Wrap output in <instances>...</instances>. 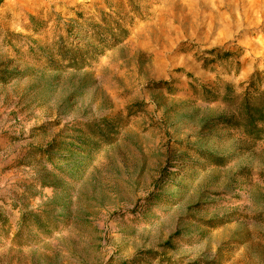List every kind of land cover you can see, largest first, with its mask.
Instances as JSON below:
<instances>
[{"label":"rangeland","instance_id":"rangeland-1","mask_svg":"<svg viewBox=\"0 0 264 264\" xmlns=\"http://www.w3.org/2000/svg\"><path fill=\"white\" fill-rule=\"evenodd\" d=\"M253 1L2 0L0 264H264V139L199 97L264 80Z\"/></svg>","mask_w":264,"mask_h":264},{"label":"trees","instance_id":"trees-1","mask_svg":"<svg viewBox=\"0 0 264 264\" xmlns=\"http://www.w3.org/2000/svg\"><path fill=\"white\" fill-rule=\"evenodd\" d=\"M2 0H0V3ZM62 50L61 52H63ZM69 56L62 59L69 58L68 66L70 68H81L82 62L77 60V52L73 48L65 50ZM264 80H261L259 73H254L248 82V86L241 95H236L234 88L231 85L225 84L222 88L223 91L212 90L203 87L199 97L201 101L207 103L222 102L231 109V114L227 117H218L215 121L222 125L223 128H235L240 131L246 139L252 141H259L264 139ZM195 94L198 91L194 85H190ZM103 125L108 128L109 135L114 134V129L110 128L106 121H102ZM98 131L101 132L102 128L98 127ZM106 138V133L103 134ZM199 154L206 160L214 165L225 166V160L218 156H214L207 151H199ZM23 216H26L23 213ZM35 219L38 217H34ZM6 220L0 215V228L5 226ZM39 224V221H36ZM170 246L171 243L166 244Z\"/></svg>","mask_w":264,"mask_h":264},{"label":"bare ground","instance_id":"bare-ground-1","mask_svg":"<svg viewBox=\"0 0 264 264\" xmlns=\"http://www.w3.org/2000/svg\"><path fill=\"white\" fill-rule=\"evenodd\" d=\"M251 9H256L261 15L264 14V0H254L253 5L251 6ZM231 18V17H230ZM233 22L229 23L228 21L226 23H220L219 26H222L225 28V31L227 34L231 33L233 30H239L241 26L243 25V19L241 16L234 15L232 18Z\"/></svg>","mask_w":264,"mask_h":264}]
</instances>
